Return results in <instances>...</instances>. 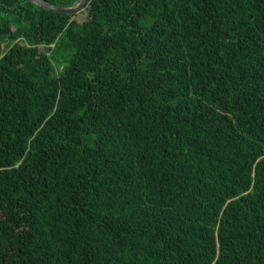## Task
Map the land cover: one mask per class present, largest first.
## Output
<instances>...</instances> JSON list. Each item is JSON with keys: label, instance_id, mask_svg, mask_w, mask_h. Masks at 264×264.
Returning a JSON list of instances; mask_svg holds the SVG:
<instances>
[{"label": "trees", "instance_id": "1", "mask_svg": "<svg viewBox=\"0 0 264 264\" xmlns=\"http://www.w3.org/2000/svg\"><path fill=\"white\" fill-rule=\"evenodd\" d=\"M0 264H264V0H0Z\"/></svg>", "mask_w": 264, "mask_h": 264}, {"label": "water", "instance_id": "2", "mask_svg": "<svg viewBox=\"0 0 264 264\" xmlns=\"http://www.w3.org/2000/svg\"><path fill=\"white\" fill-rule=\"evenodd\" d=\"M31 1L34 2L39 7L63 14H77L86 6L88 2V0H79L75 5L63 7V6L50 4L44 0H31Z\"/></svg>", "mask_w": 264, "mask_h": 264}]
</instances>
